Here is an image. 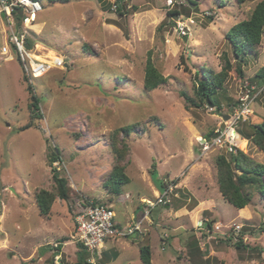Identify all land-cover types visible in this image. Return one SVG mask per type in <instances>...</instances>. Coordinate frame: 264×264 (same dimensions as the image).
<instances>
[{"label":"rangeland","instance_id":"rangeland-1","mask_svg":"<svg viewBox=\"0 0 264 264\" xmlns=\"http://www.w3.org/2000/svg\"><path fill=\"white\" fill-rule=\"evenodd\" d=\"M177 1L173 8L182 12L173 18L164 0H123L119 3L128 10L123 15L116 10V0L39 1L41 9L28 24L29 13L23 8L20 24L14 14L19 7L10 16L0 12V264H67L80 256L88 257L90 264H143L142 245L150 247L152 264H264V198L252 194V202L242 210L223 200L215 157L230 154L200 145L202 139L211 141L222 113L251 88L256 94L252 112L230 134L236 148L264 163V152L237 133L248 123L264 120V80L258 86L256 77L264 67V34L257 59L240 57L242 74L226 39L230 27L247 19L260 0H194L196 5ZM132 5L138 10L133 12ZM17 25L37 59L47 60L52 53L62 65L25 82L22 63L9 42ZM3 46L8 52H2ZM224 53L233 66L214 97L215 109L186 103L183 93L198 102L196 75L200 77L203 68L219 72ZM148 57L165 77L150 90L143 86ZM29 84L40 97L41 119L30 116ZM129 124H136L135 130L117 136L118 146L122 141L128 146L122 163L129 179L117 195L106 186L115 164L110 136ZM54 146L61 161L52 165L66 177L72 193L67 200L57 197L50 215L42 216L34 194L40 188L54 189L48 162ZM191 173L195 176L188 180ZM179 176V181L190 182L185 188L195 197L212 192L206 197L214 195L216 205L192 217L195 197L181 187L169 206L152 209L148 222L156 225L141 229L138 238L131 234L108 239L98 254L81 250L72 239L83 199L110 205L123 228L134 223L133 216L139 222L147 206L137 205L147 198L155 201L164 178ZM184 207L187 211L176 214L175 209ZM200 218L221 226L212 234L201 232ZM239 236L247 247L234 246ZM160 239L167 249H161ZM56 243L61 251H56Z\"/></svg>","mask_w":264,"mask_h":264},{"label":"trees","instance_id":"trees-1","mask_svg":"<svg viewBox=\"0 0 264 264\" xmlns=\"http://www.w3.org/2000/svg\"><path fill=\"white\" fill-rule=\"evenodd\" d=\"M45 1V0H38ZM50 2H67L68 0H46ZM237 4H244L247 0H235ZM190 3L195 4L194 0H189ZM117 11L120 15L128 13V10L124 5L116 1ZM132 11L138 10V6L132 5ZM181 10L176 8H171L167 10L169 16L176 17L181 14ZM16 19L18 20L17 24L21 23L23 17H20L18 13H14ZM171 23V22H170ZM166 23H163L159 26V31L163 29V26ZM18 26V25H17ZM264 34V0H260L256 3L254 8L251 11L250 16L247 19H243L233 24L226 34V39L232 45L233 54L235 59L239 60V64L236 70L242 74V69L240 63V57L250 55L257 59L259 57L258 46L261 43L262 36ZM27 46L29 47L28 39ZM18 58V57H17ZM224 65L222 66L219 72H213L210 69L203 68L202 75H196V86H195V95L198 98V102L186 93H183L186 103L190 102L196 107L202 104L210 105L215 108V99L214 97L219 96V90H223L224 82L228 76V72L232 70V62L226 55L223 54ZM19 60V59H18ZM20 62V61H19ZM22 67V66H21ZM23 79L25 82L30 80L25 74V71L22 67ZM256 77L259 79H264V68H262L256 74ZM165 77L157 69L155 64L152 62L151 58L148 57L145 65V75L143 79V86L146 90L154 89L164 83ZM31 84L28 85L27 90L30 96L29 110L30 116L32 119H41L42 113L40 112V97H38L34 91ZM219 106V105H218ZM245 121V120H244ZM243 122V121H241ZM245 123V122H244ZM28 124L25 128L29 127ZM245 129L237 130V133L240 137L245 138L250 141V143L255 146L261 152H264V120L258 123H248L245 125ZM136 124H129L115 129L110 136L111 139V148L115 156V164L113 165L109 177L107 179L106 186L111 185L112 190L115 194L119 195L121 193L120 185L126 184L129 182L127 175L124 173L125 164L122 163L125 159V155L128 151L127 144L122 141L121 146H118L119 133L125 134L127 137L131 131H134ZM59 149L57 146H54L48 154L49 165H52L54 162H60L61 158L59 155ZM229 157L224 153L218 154L215 157V167H216V181L218 190L222 198L231 204L233 207L242 210L246 205L252 202V194L256 193L259 196L264 198V163H261L255 160L253 157L248 155L243 150L237 148L236 153H229ZM52 180L54 184V189L49 190L45 188L38 189L35 194V203L38 208L39 214L42 216H49L51 213V208L53 202L58 197L62 200H67L70 198L72 193V187L68 184L66 177L62 176L60 171L52 165ZM93 203L85 200V204H99L101 203L98 200H92ZM154 207L150 209V213ZM149 213V214H150ZM153 224L156 225V222L153 221ZM208 225H211V222H208ZM264 225V222H263ZM74 224V228H75ZM264 230V227H262ZM138 234V231L135 230L133 233H128L126 236L131 234ZM75 234V229H74ZM73 234L72 239L76 242V236ZM164 236V235H163ZM165 237L171 239L165 234ZM163 237L162 239H164ZM68 239L65 238L62 242H66ZM78 246L83 251L87 250L81 243H78ZM234 246L237 249L242 247H247L242 240V237H238L234 242ZM56 251H61V244L56 245ZM198 251L200 249L198 248ZM91 252V251H89ZM56 256H59L57 252ZM140 259L143 264H152L151 263V251L148 245H142L140 247ZM67 264H90L88 257L84 258L80 256L76 261L70 262Z\"/></svg>","mask_w":264,"mask_h":264},{"label":"built area","instance_id":"built-area-1","mask_svg":"<svg viewBox=\"0 0 264 264\" xmlns=\"http://www.w3.org/2000/svg\"><path fill=\"white\" fill-rule=\"evenodd\" d=\"M165 4L173 8L179 1L164 0ZM40 2L38 0H0V12H4L10 16L15 8H23L28 12L30 17L36 14L40 9ZM28 17L25 19L27 20ZM9 42L18 56L25 74L31 79L39 77L46 69L52 66H61L62 60L58 57L47 60L37 59L36 54L32 53L30 49L25 47V34L12 30L10 33ZM2 52L6 53L7 47H2ZM46 59V58H45ZM51 65V66H50ZM246 87V86H245ZM251 88H246L237 99L236 103L231 107L229 117L227 120L222 119V123L215 129L214 136L210 143L206 141L203 143V150H208L210 147H218L224 149L227 153H235L236 147L233 143V137L230 134V129L239 121H244L252 112V103L256 98V94L252 93ZM175 185L167 183L162 192L158 194L155 201H146V210L144 212V219L150 213V209L157 205H165L169 201L170 195L173 193ZM85 200L93 203L92 199H83L80 205V212L75 217V236L76 242L81 243L87 250L99 253V249L103 248L104 243L108 239H116L125 237L128 233L135 230H140L141 221L133 224L130 227H120L115 221V212L110 205L99 204H85ZM202 224V222H200ZM58 243L55 244V246ZM164 249V244L161 247ZM59 256H56V259Z\"/></svg>","mask_w":264,"mask_h":264},{"label":"clouds","instance_id":"clouds-1","mask_svg":"<svg viewBox=\"0 0 264 264\" xmlns=\"http://www.w3.org/2000/svg\"><path fill=\"white\" fill-rule=\"evenodd\" d=\"M28 18L30 17V15L28 14V16H27ZM26 17V18H27ZM14 30L15 31H19L18 30V26H16L15 28H14ZM20 33H22V32H20ZM26 38L28 39V36H26L25 35V47H27L28 48V46H27V41H26ZM12 46V45H11ZM12 49H13V47H12ZM28 49H30V48H28ZM17 56V55H16ZM18 57V56H17ZM19 59V58H18ZM20 61V60H19ZM39 77H41V76H39ZM34 78H37V77H34ZM33 78H31L30 80H32ZM264 80V79H263ZM237 101V100H236ZM236 101H235V103H236ZM234 103V104H235ZM234 104H232L229 108H228V110H227V112L226 113H222V116H221V118H223V120H227V119H224V115H228V117H229V112L231 111V107L234 105ZM212 108H214V107H212ZM215 109V108H214ZM222 120V119H221ZM213 133H214V131H213ZM214 136V135H213ZM232 136V135H231ZM233 137V136H232ZM212 140V139H211ZM200 141H202V142H200V145L202 146V148H203V143L206 141L205 139H202V140H200ZM207 143H210V142H208V141H206ZM237 149V148H236ZM237 151V150H236ZM236 153V152H235ZM182 176H179V177H176V178H174V179H171L172 177H167V178H164L163 180H162V186H161V189H160V192L163 190V188L165 187V185L167 184V183H172V184H174L175 185V188H174V190H173V193L170 195V197H169V201L171 200V198L173 197V196H175V197H178V192H177V189H180V187H179V185H178V178H181ZM159 192V193H160ZM220 193V192H219ZM93 200V199H92ZM146 201H148V200H144V201H142V203H143V206H145L146 204ZM150 201V200H149ZM169 201H168V203L167 204H165V205H161V206H165V207H167V206H169L168 204H169ZM194 207V205H192V208ZM148 216H149V214H148ZM148 216H147V218H145L144 219V214H143V219L141 220V228H140V230H137L138 231V234H140V233H142L141 232V229H143V224H142V222L143 221H148ZM139 222H140V220H139ZM200 222H202V224H200ZM208 222H210V221H208V220H206V219H201L200 218V220H199V224L197 225V228L198 229H200L201 230V232H209V233H213V232H215V229H219L220 228V223L218 222V221H215V222H211V225L209 226L208 225ZM135 223H137L136 221H134V223L133 224H135ZM132 224V225H133ZM131 225V226H132ZM120 226V225H119ZM127 228L128 227H130V224L128 225V226H126ZM125 227V228H126ZM215 228V229H214ZM134 232V231H133ZM133 232H131V233H133ZM125 237H127V236H125ZM121 238H123V237H121ZM161 240V239H160ZM162 241V243L164 244V242H163V240H161ZM163 244L161 245V247L163 246ZM165 248L167 249V246L165 247L164 246V249H162V250H165Z\"/></svg>","mask_w":264,"mask_h":264},{"label":"crops","instance_id":"crops-1","mask_svg":"<svg viewBox=\"0 0 264 264\" xmlns=\"http://www.w3.org/2000/svg\"><path fill=\"white\" fill-rule=\"evenodd\" d=\"M262 68H264V67H262ZM258 78V77H257ZM259 79V78H258ZM262 80L263 79H259V85L258 86H260L261 85V82H262ZM224 150V149H223ZM227 153V152H226ZM196 172H197V170H196ZM198 173V172H197ZM192 176H195V175H193L192 173L188 176V180H189V178L190 177H192ZM187 177V176H186ZM188 180H181L180 179V181L178 180V185H179V187L181 188H184L189 194H190V196L191 197H195L194 195H193V193L191 192V191H189L187 188H185V186H186V183L185 182H187V183H190ZM181 181H183L184 183V185L182 186V182ZM181 185V186H180ZM161 186H162V181L160 182V189H161ZM196 189H198V188H196ZM199 190V189H198ZM209 193L210 194H207V192H206V195H201L202 194V192L200 193V197L199 196H197V197H195L194 199H195V201H194V203H193V205H194V207H193V210H192V217H195L198 213H199V211L200 210H202V209H206V208H208L210 205H212V206H215L216 204H215V201H214V195L212 196V198L210 199V198H208V197H210L209 195H211V193L212 192H210L209 191ZM220 194V193H219ZM121 196V195H120ZM206 196H208V197H206ZM219 196H221V194L219 195ZM122 197V196H121ZM206 197V198H205ZM222 197V196H221ZM190 198V197H189ZM146 200H149L148 198L146 199ZM224 200V199H223ZM113 201H109V203H112ZM119 202H121V201H119ZM122 202H124V201H122ZM137 205V204H136ZM137 206H141V207H143V203L142 202H140V204H138ZM175 210H177V213L176 214H179V213H182V212H184V211H187V208L186 207H184L183 209H180V208H177V209H175ZM133 215H136L135 213L133 214ZM132 215V216H133ZM132 218H134L132 221H135L136 220V218L133 216ZM143 219V217L142 218H140V221ZM130 223V222H129ZM128 224V223H127ZM142 224H143V228H145V229H149L151 226H153V225H155V224H153V222L152 221H150V222H148L147 220L146 221H143L142 222ZM157 225H159V224H157ZM137 234V233H136ZM140 236V234H138V235H136V237L138 238ZM143 237V236H142Z\"/></svg>","mask_w":264,"mask_h":264},{"label":"water","instance_id":"water-1","mask_svg":"<svg viewBox=\"0 0 264 264\" xmlns=\"http://www.w3.org/2000/svg\"><path fill=\"white\" fill-rule=\"evenodd\" d=\"M118 3L119 2H121V1H123V0H116ZM17 13H18V15H22V9L21 8H18L17 9ZM228 118V115H224V119H227Z\"/></svg>","mask_w":264,"mask_h":264},{"label":"bare ground","instance_id":"bare-ground-1","mask_svg":"<svg viewBox=\"0 0 264 264\" xmlns=\"http://www.w3.org/2000/svg\"><path fill=\"white\" fill-rule=\"evenodd\" d=\"M35 15V14H34ZM33 16V15H32ZM32 19H31V17H29L27 20H26V24H28L30 21H31ZM38 46V45H37ZM49 49V48H48ZM38 57V56H37ZM52 58V57H54V55L52 56V53H48V58Z\"/></svg>","mask_w":264,"mask_h":264}]
</instances>
